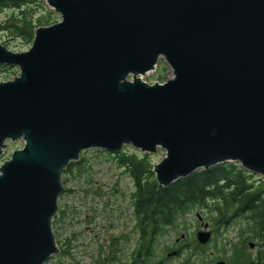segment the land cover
<instances>
[{"label": "water", "instance_id": "water-1", "mask_svg": "<svg viewBox=\"0 0 264 264\" xmlns=\"http://www.w3.org/2000/svg\"><path fill=\"white\" fill-rule=\"evenodd\" d=\"M46 4L60 19L38 26L28 50L0 44V67L18 69L0 81V158L23 142L0 163V264L60 252L62 174L88 149L162 151L151 169L162 187L224 163L264 184V0ZM159 60L171 77L142 80Z\"/></svg>", "mask_w": 264, "mask_h": 264}, {"label": "rangeland", "instance_id": "rangeland-1", "mask_svg": "<svg viewBox=\"0 0 264 264\" xmlns=\"http://www.w3.org/2000/svg\"><path fill=\"white\" fill-rule=\"evenodd\" d=\"M21 11H24L39 26L50 25L60 19L59 15L47 6L46 0H25L18 8H7L0 11V44L14 52L26 51L31 45V41L14 36L7 29L9 24L14 23L20 17ZM38 19H41L40 23ZM17 72V68L0 67V81L12 79ZM170 77L169 67L165 61L159 60L156 68L142 76V80L150 84L161 83ZM22 146L21 140L7 142L0 163L7 160L14 150ZM123 151L142 155L140 151L131 146H124ZM146 155L151 165H154L163 157V152L158 150L155 154ZM112 156L111 153L104 150L88 149L81 152L80 157L84 159L80 161V165H72L71 171L63 174L62 180L65 178L63 183L65 191L60 194L58 205L64 209L66 215L60 216L62 221L55 222L52 230L58 247L64 244L69 235H75V238L69 247L71 256L60 255L59 252L51 256L45 264H96L97 254L104 240H109L118 235H130L128 240L120 242L125 253H131L136 246L137 232L129 234L136 225L129 197L133 191V183L125 169L117 164L111 158ZM251 182L254 185H259L262 183L261 177L251 175ZM197 214L201 219L198 218ZM214 218V212L209 209H194L190 214L184 216L179 228L173 229L159 238L156 244V253L164 256L167 246H172L182 234H184V238L180 242L195 238L197 231L203 229L202 225L207 224L206 229L213 230L211 236L213 240L207 244V257L229 254L228 248L238 242L239 230L243 228L242 220L237 218L228 226L219 227L215 224ZM245 250L246 254L252 249ZM121 253L122 249L119 252L120 256H122ZM186 256L184 253L179 258L171 257L169 262L170 264H177ZM198 257L199 254L194 260L195 263Z\"/></svg>", "mask_w": 264, "mask_h": 264}, {"label": "trees", "instance_id": "trees-1", "mask_svg": "<svg viewBox=\"0 0 264 264\" xmlns=\"http://www.w3.org/2000/svg\"><path fill=\"white\" fill-rule=\"evenodd\" d=\"M21 3L16 0H0V11L18 8ZM35 22L21 11L20 17L9 24L7 29L14 36L30 42L33 39L34 30L39 26ZM38 22L40 23L41 19H38ZM111 158L125 169L133 183L130 201L134 208L138 235L136 247L132 251L135 264H153L159 238L179 228L184 216L198 208L214 212V222L219 227L229 225L230 212H233V217L246 213L250 216L249 219H252V225L250 223L249 225L256 227L253 236L257 237L258 233L260 240L264 243V184H252L251 175L242 170L238 164L224 163L207 170H198L186 178L178 179L162 187L154 178L151 171L153 165L146 154L139 156L134 152L127 153L122 150ZM83 159L80 157L79 161L69 163L63 174L71 171L72 165H80ZM64 180L65 178L62 183ZM64 215L66 212L59 206L52 221V228L55 222L62 221L60 216ZM253 236L240 233V240L228 248L230 259L232 255L239 256L235 263L230 261V264H253L250 258H245V240ZM73 238L75 235L66 237L64 244L59 247L60 255L71 256L69 247ZM212 240L211 238L209 243ZM180 246H183V251L179 247L177 252L187 255L180 264H193L190 257L196 254H199V264H213L214 261L209 260L210 258L206 255L207 244L200 245L195 238H191L185 239ZM167 248L170 247L167 246ZM117 250L118 245L114 244L112 252L117 253ZM262 255L264 258V244Z\"/></svg>", "mask_w": 264, "mask_h": 264}, {"label": "flooded vegetation", "instance_id": "flooded-vegetation-1", "mask_svg": "<svg viewBox=\"0 0 264 264\" xmlns=\"http://www.w3.org/2000/svg\"><path fill=\"white\" fill-rule=\"evenodd\" d=\"M112 155L114 156L115 154H112ZM130 196H131V194H129V197ZM130 205H131V201H130ZM133 209L134 208L131 205V211H132V214L134 216ZM232 213L233 212H230V215H229V217H230L229 224H231L232 221L237 219V218L242 220L243 228L239 230L240 232L238 234L240 235V233H244L245 235L248 234V235L253 236L254 230L256 231V227H255V225L254 226L249 225V223L252 225V223H251L252 219H249L250 216L245 213L244 215H239V216L233 217ZM221 227H223V226H221ZM136 232H137V229H136V226H134V228L131 229L129 234L130 233L135 234ZM210 232H211V236H212L213 230H211ZM262 233H263V229L261 231V235H262ZM183 235L184 234L181 235L180 239H176L175 243L172 244V246H170V248H167L165 250L166 254L164 256L161 254L158 255L156 253L153 264H170L169 259L171 257H178V258L182 257V255L184 253L183 252L178 253L177 249L180 247V249H182L181 251H183V246H180L181 243L183 242V241L180 242L184 238ZM129 236L130 235H127V236L118 235V236L111 237L109 240H104V243L101 244V247H100L101 249H99V251H98L96 264H135L132 252L131 253L130 252L125 253L123 248H121V246H120L121 245L120 242L122 240H128ZM239 240H240V238L238 239V241ZM250 240H253V241L249 242ZM245 241H246L245 242L246 249H248V248L252 249L249 253H246L245 258H250V260L252 261L253 264H264V258L262 255L264 243L260 240L258 233H257V237L253 236L251 239H246ZM114 244L118 245L117 253L112 252V246H114ZM120 249H122V253H121L122 256L119 255ZM110 251H111V253H110ZM171 252H175V254L168 256V254ZM245 252H246V250H245ZM191 257H190V260H192L194 262L193 264H199V257H198L196 263L194 261L195 258L197 257V254L192 255ZM238 258H239V256L234 257V255H232V257L230 259V256H228V254L225 256H217V255L212 256L211 255V258L209 260L214 261L213 264H218L219 261H223L224 264H230V261L231 262L233 261V263H235ZM182 261H183V259L180 260L177 264H180Z\"/></svg>", "mask_w": 264, "mask_h": 264}]
</instances>
